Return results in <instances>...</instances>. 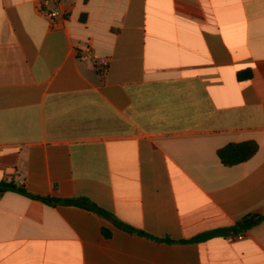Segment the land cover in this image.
Segmentation results:
<instances>
[{"label": "crops", "instance_id": "0c3cea01", "mask_svg": "<svg viewBox=\"0 0 264 264\" xmlns=\"http://www.w3.org/2000/svg\"><path fill=\"white\" fill-rule=\"evenodd\" d=\"M40 2L0 0V183L152 238L5 191L0 264H264V218L188 242L264 217V0Z\"/></svg>", "mask_w": 264, "mask_h": 264}, {"label": "trees", "instance_id": "16d2710c", "mask_svg": "<svg viewBox=\"0 0 264 264\" xmlns=\"http://www.w3.org/2000/svg\"><path fill=\"white\" fill-rule=\"evenodd\" d=\"M239 78H242V76L239 75ZM257 150H258V145L253 141H246V142H241V143H229L225 145L224 147L217 150V156L223 165L233 166L241 162L247 161L257 152ZM5 191L17 192L27 198L41 200L47 204H63V205H73V206L81 207V208L90 210L98 214L99 216L107 220L108 222L112 223L115 226H118L119 228L123 230H126L130 233H137L141 236L152 238L143 231L135 230L119 222L111 213L97 207L95 204L91 203L85 198H78V199L41 198V197L29 194L23 187H17L14 184L0 183V192H5ZM263 218L264 217L262 216L250 215L249 217H245L241 221L237 222L235 227L209 231V232L200 234L188 240V242L205 241L207 239H210L216 236L225 235L230 230H233V231L247 230L253 227L254 225H256L257 223H259ZM102 234L106 238L109 237L110 235L109 231L105 228L102 229ZM159 240L163 242H171L169 238H164V239H159Z\"/></svg>", "mask_w": 264, "mask_h": 264}, {"label": "built area", "instance_id": "2783aa9c", "mask_svg": "<svg viewBox=\"0 0 264 264\" xmlns=\"http://www.w3.org/2000/svg\"><path fill=\"white\" fill-rule=\"evenodd\" d=\"M62 0H41L39 5V11L43 13L50 21L51 25L55 24V19L62 18L61 13L55 9L50 8L52 5H57ZM79 59L83 61H90L94 67L102 72L107 70L109 59L106 57H99L93 55L92 47L89 44H86L78 55ZM241 238V236H238Z\"/></svg>", "mask_w": 264, "mask_h": 264}]
</instances>
